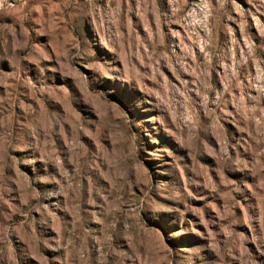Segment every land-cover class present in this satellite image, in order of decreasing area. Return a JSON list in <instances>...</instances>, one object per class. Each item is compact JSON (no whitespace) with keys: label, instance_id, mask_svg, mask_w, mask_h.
Returning <instances> with one entry per match:
<instances>
[{"label":"rangeland","instance_id":"rangeland-1","mask_svg":"<svg viewBox=\"0 0 264 264\" xmlns=\"http://www.w3.org/2000/svg\"><path fill=\"white\" fill-rule=\"evenodd\" d=\"M0 264H264V0H0Z\"/></svg>","mask_w":264,"mask_h":264}]
</instances>
